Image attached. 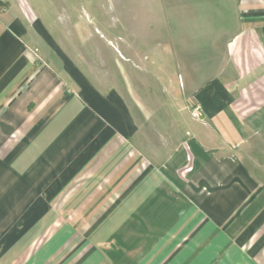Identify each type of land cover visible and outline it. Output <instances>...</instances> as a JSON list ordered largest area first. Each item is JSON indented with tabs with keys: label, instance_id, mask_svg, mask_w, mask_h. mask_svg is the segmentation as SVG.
<instances>
[{
	"label": "crops",
	"instance_id": "1",
	"mask_svg": "<svg viewBox=\"0 0 264 264\" xmlns=\"http://www.w3.org/2000/svg\"><path fill=\"white\" fill-rule=\"evenodd\" d=\"M2 7L0 264H264V0L232 2L225 62L193 76L201 126L165 133Z\"/></svg>",
	"mask_w": 264,
	"mask_h": 264
},
{
	"label": "rangeland",
	"instance_id": "2",
	"mask_svg": "<svg viewBox=\"0 0 264 264\" xmlns=\"http://www.w3.org/2000/svg\"><path fill=\"white\" fill-rule=\"evenodd\" d=\"M27 2L78 67H105V76L125 84L146 126L150 118L159 133L201 126L191 115L196 87L189 84L225 62L234 0Z\"/></svg>",
	"mask_w": 264,
	"mask_h": 264
},
{
	"label": "built area",
	"instance_id": "3",
	"mask_svg": "<svg viewBox=\"0 0 264 264\" xmlns=\"http://www.w3.org/2000/svg\"><path fill=\"white\" fill-rule=\"evenodd\" d=\"M4 3V0H0V13L4 10H7L5 9V7H2ZM4 9V10H3ZM195 108L193 109V111L191 112V115L194 119L196 120H199L201 118V107L199 104L195 103ZM187 171H189V169H187Z\"/></svg>",
	"mask_w": 264,
	"mask_h": 264
}]
</instances>
